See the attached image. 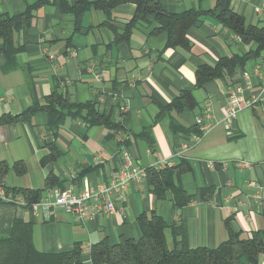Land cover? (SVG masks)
Masks as SVG:
<instances>
[{
	"label": "crops",
	"instance_id": "0c3cea01",
	"mask_svg": "<svg viewBox=\"0 0 264 264\" xmlns=\"http://www.w3.org/2000/svg\"><path fill=\"white\" fill-rule=\"evenodd\" d=\"M97 1L0 0V15L10 17L43 3L32 26L15 35V45L22 49L16 57L19 68L4 71L7 58L0 54V118L24 112L33 96L43 100L57 88L77 104L96 103L100 114L120 128L113 131L68 119L53 138L47 130L49 116L42 112L28 123L0 126V161H22L27 168L23 176L11 173L6 184L43 190L42 199L54 187L78 193L116 179L127 152L143 168L162 169L164 163L176 166L187 161L191 170L176 183L193 201L175 209L171 198L159 200L146 184L133 183L127 192L112 195L111 214L99 200H92L84 223L64 208L35 213L2 203L0 237L11 236L15 221L21 220L33 225L39 252L61 254L79 244L85 251L82 264H92L88 250L93 245L104 239L112 245L122 238L138 240L139 216L155 211L169 225L183 221L193 249L216 248L228 240L230 231L245 238L261 233L264 242V105L242 109L232 124L225 112L231 87L247 83V95L258 93L261 79L252 75L246 81L242 75L264 63V52L238 67L234 76L201 88L196 78L201 66H215L223 58L244 56L253 49L210 14L217 0H157L166 14H205L188 31L189 46L176 48L166 47L168 33L156 31L162 27L156 15L140 21L129 40L117 42L115 31L122 34L136 13L133 3L120 4L111 17L92 8L78 23L68 11ZM225 3L247 25L264 26V0ZM182 93L191 94L195 106L168 111ZM198 118L208 127L203 134ZM195 136L201 138L197 141ZM48 142H54L60 155L44 165ZM207 189L213 193L203 199ZM166 238L172 247L171 229L166 230Z\"/></svg>",
	"mask_w": 264,
	"mask_h": 264
},
{
	"label": "trees",
	"instance_id": "16d2710c",
	"mask_svg": "<svg viewBox=\"0 0 264 264\" xmlns=\"http://www.w3.org/2000/svg\"><path fill=\"white\" fill-rule=\"evenodd\" d=\"M125 3L135 4L137 10L122 34L115 31L117 42L129 40L132 30L140 21L156 15L162 25L156 31L166 32L169 35L166 47H188V31L195 27L205 15L194 11L180 15L166 14L157 0H98L95 3L84 2L67 10L75 16L78 23L83 13L92 8L102 10L108 17H111L113 10ZM41 6L43 3L29 6L19 16L0 15V39L2 40L0 54H4L7 58L4 71L11 72L19 68L16 57L22 49L15 45V35L32 26L35 11ZM217 11H219L218 14H216ZM210 14L214 15L245 45L252 46L253 49L244 56L223 58L215 66H201L196 73L197 85L201 88L211 81L225 76H234L238 67H245L248 62L260 58L264 52V26L247 25L245 19L232 11L225 0H217ZM194 106L195 101L191 94L182 93L167 107V110L180 112ZM40 112L49 116L47 130L53 138H56L60 128L68 119H81L90 126H103L113 131L120 129L117 124L100 114L96 103L77 104L59 92L57 88L43 100L33 96L32 105L24 112L2 116L0 126L28 123L35 114ZM47 147L50 153L43 158L44 165L54 161L60 155L54 142H48ZM190 170V165L184 160L176 166L160 170L147 168L146 185L157 199L171 198L174 208L182 209L193 201V197L176 183V179ZM11 173L17 176L25 175L27 173L25 163L20 161L10 164L0 161V190H4L6 196L21 197L28 207L42 200L43 190L9 187L6 180ZM212 193V189L204 190L203 199L210 198ZM2 203L5 202L0 198V204ZM137 222L141 230V237L138 240L122 238L116 245H112L108 239L100 241L91 247L92 264H260L261 256L264 255L261 233L245 238L242 233L230 231L228 240L216 248L193 249L188 246L187 226L183 221L180 224L169 225L161 215L152 211L141 214ZM167 229H171L172 232V247L167 242ZM180 244L181 247L178 248ZM84 253V249L79 244H76L71 251L61 254L39 252L34 245L33 225L21 220L15 221L11 236L0 237V264H82Z\"/></svg>",
	"mask_w": 264,
	"mask_h": 264
},
{
	"label": "built area",
	"instance_id": "2783aa9c",
	"mask_svg": "<svg viewBox=\"0 0 264 264\" xmlns=\"http://www.w3.org/2000/svg\"><path fill=\"white\" fill-rule=\"evenodd\" d=\"M253 76L261 79V85L258 93L247 95V83H242L236 87H231L228 91V102L226 105V121L232 124L237 118L239 112L244 108H257L264 105V63L256 65L253 72H244L242 77L247 81ZM196 124L200 126L201 133L207 132L208 127L202 118H198ZM201 136H195V140H199ZM171 163H164L160 168L172 167ZM156 169V168H155ZM160 170V169H158ZM147 168L135 165L131 156L125 152L122 155V164L116 179L110 183L100 185L96 188H85L80 192L72 190H62L54 187L47 192V196L39 203L28 207L26 202L21 198H13L6 196L4 190H0V198L9 204L21 205L31 209L33 212L48 211L50 208H64L70 213L77 222L84 223L90 214V204L92 200H99L103 204V208L109 214L115 210L112 195H121L128 191L133 183L145 185L147 183ZM91 255V248L88 250ZM92 262V261H91Z\"/></svg>",
	"mask_w": 264,
	"mask_h": 264
}]
</instances>
